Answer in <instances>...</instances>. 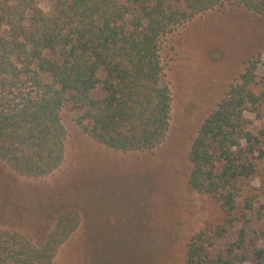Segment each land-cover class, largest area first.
Instances as JSON below:
<instances>
[{"label":"trees","instance_id":"trees-1","mask_svg":"<svg viewBox=\"0 0 264 264\" xmlns=\"http://www.w3.org/2000/svg\"><path fill=\"white\" fill-rule=\"evenodd\" d=\"M0 0V159L42 177L64 159L66 103L97 142L148 151L165 138L171 94L160 48L175 27L225 3L264 17V0ZM250 60L193 137L188 182L222 218L188 242L183 264H264V67ZM258 179V186L253 183ZM61 213L43 240L0 226V264H52L78 225ZM238 225L225 249L215 246Z\"/></svg>","mask_w":264,"mask_h":264},{"label":"rangeland","instance_id":"rangeland-1","mask_svg":"<svg viewBox=\"0 0 264 264\" xmlns=\"http://www.w3.org/2000/svg\"><path fill=\"white\" fill-rule=\"evenodd\" d=\"M35 5L49 12V0ZM162 81L171 94L164 140L144 151L92 139L66 103L64 159L42 177L21 175L0 159V226L43 240L58 216L76 210L78 225L52 264H183L190 238L222 213L188 182L197 129L250 60L264 67V17L225 3L197 14L161 42ZM259 184L258 179L253 183ZM238 225L214 240L225 249ZM264 247V239L258 241ZM252 255L244 262L252 264Z\"/></svg>","mask_w":264,"mask_h":264},{"label":"clouds","instance_id":"clouds-1","mask_svg":"<svg viewBox=\"0 0 264 264\" xmlns=\"http://www.w3.org/2000/svg\"><path fill=\"white\" fill-rule=\"evenodd\" d=\"M257 186H258V182H257Z\"/></svg>","mask_w":264,"mask_h":264}]
</instances>
